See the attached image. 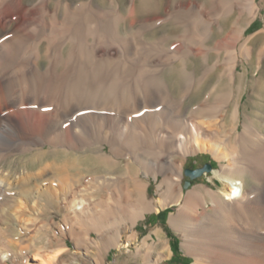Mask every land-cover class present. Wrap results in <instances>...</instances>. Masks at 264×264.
<instances>
[{
  "label": "bare ground",
  "instance_id": "1",
  "mask_svg": "<svg viewBox=\"0 0 264 264\" xmlns=\"http://www.w3.org/2000/svg\"><path fill=\"white\" fill-rule=\"evenodd\" d=\"M49 2L41 0L37 9L48 11ZM189 3L198 8L201 5L198 9L201 15L195 20L207 25L205 34L197 38L195 44L189 42L183 49L177 47L172 55L160 60L159 75L153 80L142 82L147 72L142 70L145 63L136 64L137 80L118 91L114 88L119 79L115 73L105 79L104 85L95 83L103 70L95 67V57L106 55L112 58L110 62H117L118 57L119 63L127 65V57L124 58L128 52L144 46L149 50L160 46L154 39L139 35L136 38L130 31L122 33L120 25L127 27V18L122 12L111 15L113 28L106 42L108 37L97 31L100 15L95 16L92 4L82 5L79 11L65 6L68 17L61 22L57 18L62 6L58 1L53 15L55 28L47 39L54 45L59 62L63 54L55 42L79 44L75 55L80 74L65 78L63 85H45L38 65L43 50L41 38L14 33L17 22L26 23V16L33 8L25 0H0V165L15 154L26 155L33 151L39 156L37 162L24 164L21 170L0 166V264L28 261L22 244L31 231L37 233L33 236L36 241L32 248L34 259H40V264L56 262L64 249L60 241L65 237L88 249L94 243L98 251L111 247L122 250L123 246L129 249L130 241L138 240L130 257L140 260V264H162L172 252L163 227L157 226L140 241L136 226L148 213H159L173 204L178 207L171 213L169 222L181 235L186 253L193 257L189 264H264V28L246 35L248 27L263 12L264 0H219L215 22L205 17V1L168 0L166 13L172 12V7L181 11ZM134 6L135 17L131 24L150 20L154 13L164 9L155 0H140ZM78 19L86 24L83 41L73 36V23ZM172 23L183 26L180 21ZM215 34L217 40L210 43ZM161 35V41L177 36L170 32ZM91 36L95 40H90ZM261 38L262 44L257 46ZM24 39L30 42L24 44ZM16 45L23 50L21 56L14 52ZM29 54L34 58L29 63L35 64V68L24 75L20 72L24 70V56ZM213 55H217V59L211 62ZM193 57L200 58L203 65L199 76ZM215 72L219 80L207 97L193 112L184 114L186 97L200 90ZM168 73L175 76L171 78ZM177 87L181 94L175 111L165 112L163 117L143 118V121L134 117L147 96L172 100ZM245 94L248 98L244 100ZM87 107L106 110L104 119L110 131L97 135H90V130L88 135L80 133L83 130L77 127L80 125L76 126L74 114ZM86 119L91 118L86 115ZM67 121L70 123L65 126ZM200 151L211 152L220 162L213 173L222 181V187L214 188L201 182L184 189L185 162L189 155ZM80 152L91 153L90 165L83 164L82 158L75 154ZM47 153L52 154V159L42 158ZM118 170L120 173L115 180L112 176ZM151 177L157 180L153 196L149 194ZM51 211L64 212L66 227L61 225L60 229L58 225L62 237L48 234L47 226H42L45 231L38 226V219ZM113 214H123L125 223L121 224L120 219L115 221L117 224L114 223L110 231L108 222ZM91 229L103 238L92 242ZM125 229L129 234L123 244ZM54 241L59 244L47 256L46 247L54 245ZM95 260L98 263L100 256Z\"/></svg>",
  "mask_w": 264,
  "mask_h": 264
},
{
  "label": "rangeland",
  "instance_id": "2",
  "mask_svg": "<svg viewBox=\"0 0 264 264\" xmlns=\"http://www.w3.org/2000/svg\"><path fill=\"white\" fill-rule=\"evenodd\" d=\"M58 1H60L61 5H62L61 9H59V13L57 15L58 20L60 19L59 21H61V22L65 21L66 18L68 17V14L66 12H64L65 11L64 10L65 6L69 5L70 8L72 7L73 8V9H71L72 11H77V9L79 11L82 8V5L88 4V3L92 4L93 5V10H94L93 13L95 14V16L100 15V16H98V17H100L99 20L97 19V21H98L97 22V31H99L98 32L99 34L103 33L104 36L106 35V37H108V39L106 38V40H105L106 42L109 41V38L111 37V31H112L111 28H113V26L111 24V21H110V17H111L112 14L120 13V12H122V14L127 18V21H126L127 27L123 23H122V25H120V30H121L122 33L130 31V32L133 33V36L135 34L134 37H136V38L139 35L141 37L144 36V38L149 39V40H153L154 39L153 41H156V42L158 41L157 43L160 44V46H158L156 49H151L150 48L151 50H149V49L146 48L147 46H144V48H141L138 51H135L133 53H129L128 52L127 54H125L126 56H125L124 59L126 60V57H127V60H126L128 62L127 65H125V64L123 65V64L119 63L121 61V59H119L118 57L116 58L117 62H110L109 60L112 61V58H110L109 56H106V55H97L95 57V60H96V64H94L95 67L96 68H103V70H102V72L100 74V78L101 79L98 78L97 80H95V83H97L98 85H104L106 83L105 79L109 78L111 73H115V75H118L119 79H117L118 81H117V84L114 85V88H115V90L118 89V91L122 87H126V86L130 85L131 83H133V81L137 80L136 76L138 74V69L139 68L137 67L138 65H136V64H139L140 62H144L145 63V65L142 66V70L146 69L147 72H146V74H143V76H145V77L141 79L142 82L143 81L145 82L148 79L149 80H153L155 77H157L159 75L158 74V68H159L158 66H159V63H160L159 61L160 60H162L165 57H168V56L172 55L174 53V51H176L177 49H183V48H185V46L187 47V45H189V42H190V44H195L197 38L202 37L205 34L206 30H207L206 29V27H207L206 24H204L203 22H200L199 20H195L196 18L200 17L199 15H201V14H199V10H198L201 7V5H199V8H198L197 6H195V5L191 4V3L187 4V6L181 11H177L176 8H174V7H172L171 9L169 8L172 12L168 11L169 13L167 14L166 13V11H167L166 9H167V6H168V0H155L156 2H160V4H161L160 8H164V9H160L159 11H157L158 13L160 12L159 14L157 12H156V14L154 13V15H153L154 18H152L150 20H146L144 22L137 21V22H135V24H131V21L135 17V15L133 16V14H135L134 13V10H135V6L134 5L136 3L138 4L140 2V0H112V1L111 0H89L90 2L88 0H50L49 9H48L49 12L47 10L44 11V12H40L37 9V7H38L39 3L41 2V0H25V3L26 4L29 3L28 5L31 6L33 9L30 11L31 13L29 12L27 14V16H26V20L27 21H26V23L25 22L23 23L25 25H23L19 21L17 22L16 27H18V28H16L14 30V33L15 32H18L20 34L21 33H25L27 35L31 34V35H29L30 37H34V36L36 37L37 36L38 38L39 37L41 38V41H42L41 42V47L43 46V48H41V49H43V50H42V53H41V57L39 59L41 61H38V65L40 67L41 74L44 76V83L43 84H45V85H51L52 83H58V84L63 85L66 82L65 78H69L70 76H72V74H73V76H78L80 74V65L77 63V60H76L77 56L75 55L77 47H78L79 44L76 43V42H73V41H67L66 43H63V44L61 42H55V45L59 44L58 48H61L60 53L63 54L62 55L63 58L61 59V62H59L60 58H59V56L55 55V51L56 50L54 49L55 48L54 45L52 46V44L47 39V36H48L49 32L51 33V31H53L54 28H55V26H54V16L53 15H55V11L57 9ZM186 1H190V0H186ZM197 1H200V2L205 1L206 6H207V8L205 7V14H206L205 17H206V19H208V21L215 22L217 20V18H218L217 11L219 9V0H197ZM79 3L81 5H79ZM97 7L99 9H102V10L99 11V9ZM74 8H76V9H74ZM95 8H97V9L95 10ZM133 8H134V10H133ZM35 10H38V11H36V13L38 15L35 13ZM103 10H108V11H103ZM163 12H164L165 15L163 14ZM166 15H169V16H166ZM164 16H166L168 18L166 19V17H164ZM176 17H177V19H176ZM63 18H64V20H63ZM101 18H103V19H101ZM128 18H130V20H129L130 22L128 21ZM163 18H165V21H164ZM186 19H187V21L188 20H190V21L186 22L185 21ZM152 20H153V22H152ZM173 20L174 21H180L183 26L177 27L176 25H174V23H172ZM163 21H164V23H162ZM191 21H193V23H191ZM150 22H152V23H150ZM140 23L142 25L144 24L145 26L143 27ZM160 23H162V24L160 25ZM101 24H103V25H101ZM78 25H80V26H78ZM163 25H165V26H163ZM35 26H36V28H35ZM57 26H59V25H57ZM23 27H25V28H23ZM108 27H110V28H108ZM44 28H45L46 32H44ZM85 28H86L85 22H83L80 19L76 20L73 23V30H74L73 36L75 38H78V39L83 38L85 36ZM193 28H194V30H193ZM263 28H264V10H263V12H261L259 14L257 19L248 27V29L246 30V35L247 36L252 35V34L262 30ZM35 30L37 32H35ZM169 32H170V34H174V35H177V36H173L172 38L167 39L165 41L159 40V38L162 36L161 34H165V33H169ZM18 33H15V34H18ZM32 35H34V36H32ZM43 35H45V36H43ZM81 35H82V37H81ZM216 36H217V34H215V37L211 38L209 40V42L210 43H214L217 40ZM99 38L100 37L97 36L96 40L98 41ZM90 40L93 41V40H95V38H93L91 36ZM27 41L30 42V39H24V41H23L24 44H27L26 43ZM160 41L162 43H160ZM262 41H263V39L261 38L260 40H258L256 42V45L258 44L257 46H260L262 44ZM23 42H22V40L21 41L19 40V43H23ZM181 43L185 44V45H182ZM162 44H164V45H162ZM63 45H64V47H63ZM181 45L184 46V47H182ZM17 46L18 45H16V47L15 46L14 47L17 48L18 50H15V48H14V52H16L15 54L18 53L21 56L22 53H23V50H22L21 47H19V46L17 47ZM71 46H73V47H71ZM177 47H179V48H177ZM164 48H165V50H164ZM145 49H147V50H145ZM44 52H46V53H44ZM71 53H72V55H71ZM42 54H43L44 57L42 56ZM24 57H25V59H24ZM24 57H22V60H21V61H23V59L26 60V61H23L24 65H22V66H24V70H22L20 73L24 74V75H27L30 72H32V70L35 68L34 67L35 64L29 63V62H33L34 61V58L31 56V54L25 55ZM152 57H153V59H152ZM45 58H47V60ZM216 59H217V55H213L212 59H211V62L215 61ZM130 60H131V62H130ZM146 61L148 62V64H146ZM196 62L198 64H196ZM25 63H26V65H25ZM192 63H193L194 68L196 69V74L199 76L203 72V65L201 63L200 58L193 57ZM107 64H110V66H108ZM132 65H135V66L132 67ZM201 65H202V67H201ZM240 68H242V67L240 66ZM17 69H18V67H17ZM25 69H27V71ZM149 70H150V72H149ZM106 75H107V77H106ZM147 75L149 77H147ZM168 76L173 78L175 75L173 73L172 74L168 73ZM62 78H64V80ZM218 80H219L218 72H215V73H213L210 76V78H208L206 80V82L203 84V86L200 87V90L198 88V90L196 91L197 93L195 91H193L188 97H186V99L184 100V105H183L184 106L183 113L188 115L191 112H193V110L201 104V101L202 102L204 101L203 99H205V97H207L206 95H208V93L214 87V85L218 82ZM102 92H103V89L101 91H99V93H102ZM180 94H181V89L177 87V88L174 89V97L172 98V100L171 99H164L161 96H159V98L161 100L160 101L158 97L157 98L156 97L155 98L154 97L150 98V97L147 96V101L144 104H142L141 107L138 108V110H137L138 112H135V116L134 117L137 118L138 120L140 119V121L149 120V119H152L153 117H157V116L163 117V116H165L164 115L165 112H166L165 114H168V113H171V112L176 110V108L178 107V99H179L178 96H180ZM245 95L246 96H244L245 97L244 100L248 98L247 97L248 95L247 94H245ZM150 99H152L153 102ZM176 104H177V106H176ZM147 105H149V106H147ZM165 108H166V110H165ZM84 109L82 111L78 110L74 114L75 115L74 116V120L78 121L77 123L75 121L76 126L80 125L81 127L80 126H77V127L78 128H82V129H79V130H83V131H80V133L84 132L86 134L90 130L88 132L90 135H97L98 133L102 134V133H106L107 131H110L109 130L110 126H109V124H107L106 119H104V113H105L106 110H102V109L97 108V107H87V108H84ZM153 112H156V113H153ZM149 113H151V114L147 115ZM102 114H103V116H101ZM153 114H155V115H153ZM78 115H80V116H78ZM81 115H82V117L85 115L84 116L85 119H84V117L81 118ZM86 115H88V118L90 117L91 119H86ZM78 117H80V118H78ZM78 119H80V120L82 119V120L80 121ZM88 120L90 121V125L91 126L89 125V121ZM69 123L70 122L67 121V122H65L64 125L68 126ZM78 123H80V124H78ZM82 123L85 124V125H83ZM98 123H100L101 125H99ZM101 127H104V129L101 128ZM84 133H82V134H84ZM88 133H87V135H88ZM28 153H26V155L25 154L11 155L6 160H4L1 163L0 166L2 168H6V169L21 170L23 168L24 164L30 165V164H33V162L35 163V162H37L39 160V156L35 152L33 153V151H31L29 154ZM75 154H77V156L82 158V163L83 164H85V163H87L85 165H90L91 164L90 161L92 160V157H91V153L90 152H88V153H81L80 152V153H75ZM31 155H32V157H31ZM85 156H86V158H85ZM43 157H44V160L45 159L49 160L50 158L52 159L53 156H52V154L47 153L45 155H42V158ZM61 158H64V157L61 156ZM211 160L215 161L214 168H219L220 167V162L209 151H202V152L200 151L197 154L189 155L187 160H186V162H185L184 170L186 168H194L195 166H197V167L203 166L206 162L211 161ZM123 161H125V159H123ZM119 171L120 170H118L112 176V177L115 178V180L118 178V175L120 173ZM189 178L190 177L187 176L184 173V176L182 178V184L184 185L186 183V180L189 179ZM151 181H152V184H151V186L149 188V194H150V196H153V195H156L157 180L154 177H151ZM109 182H111V181H109ZM201 182L206 183V184H208V185H210V186H212L214 188H219V187H222V185H223L222 181L219 178H217L216 176H214L213 171L207 172L206 174H204V175H202V176H200L198 178H195L193 180L192 184L190 185V187L192 185H194V184H198V183H201ZM184 189L186 190V188H184ZM96 198L97 197H94V199H96ZM177 207H178L177 204H173V206H171V207H169L167 209H162L161 212H159V213H157V212L148 213L145 218L140 219L139 224L136 226V230L139 232L138 239H140V241L146 235H148L154 228H156L157 226L163 227L164 232L167 234V237L170 240L171 247H172V252H171L170 257H168L162 264H189L193 260V257L191 255H188L186 253L185 249L182 246L181 235L179 234V232L177 230L174 229V227H172L170 225V222H169L171 213L172 212H176ZM20 213H21V211H20ZM117 216H120L121 218L117 217ZM122 216H123V214H122ZM122 216L113 214V217L112 216L110 217V220L111 219L112 220L111 221L109 220V222H108V225H109L108 229L110 230L111 227L114 226L115 221H117L119 219L121 220L120 223L124 224L125 223V216L123 217L124 220H123ZM38 224H39L38 226H41L40 228H42V230L45 229V228L43 229L42 226H44V227L47 226L46 232L47 233L49 232L48 234L51 233V236L54 235V233H55L56 235L62 237V234L59 233L58 225H60V229L62 227L61 225H64L66 227L65 221H64V212L63 211H58V212L57 211H51L48 214L40 217L38 219ZM115 224H117V223H115ZM57 229H58V232H57ZM123 231L124 232L122 234H123L124 240L122 241V243L124 244L126 242V236L129 234V231H127L126 229L123 230ZM90 232H91V239H93L92 242L93 241L95 242L96 240L100 241V239L103 238V236H100L98 234V232L96 230H94V229H91ZM35 234H37V233L32 232V231L29 232V234H27V236H26L27 237V241H26V243H24L25 245L22 244L26 248V251H27L28 256H29L28 257V261H26L25 264H40L41 263L40 259H34L35 251L33 250L32 247H33L34 240H35L33 236ZM108 235H109V233H108ZM30 239H31V241H30ZM62 240H63V242H62ZM62 240L60 241V244L64 245V247H63L64 249H63V252L60 253L58 259L56 260L57 263L55 262L54 264H140V260H138V259H134L133 260V258L130 257L131 256L130 255L131 254L130 251H133L135 249V246L139 243L138 240L130 241L129 249L127 247L123 246L122 250H120L118 248H115V247H111V248H109L107 250L104 249L103 251H98L97 247L95 246L94 243L91 244L90 248L88 249V248H85V247L77 246L76 243L74 242V240H72L70 237H65V239H62ZM54 243H55L54 245H52V246L49 245V246L46 247V250H47L46 251V255L47 256H49L51 250H53L54 248H57V246H58L57 244H59V243H57L55 241H54ZM100 252H101V254H100ZM173 255H176V258L173 261H171V258L173 257ZM98 256H100L101 260L97 263L95 259ZM13 264H19V262L17 261V262H15Z\"/></svg>",
  "mask_w": 264,
  "mask_h": 264
},
{
  "label": "water",
  "instance_id": "3",
  "mask_svg": "<svg viewBox=\"0 0 264 264\" xmlns=\"http://www.w3.org/2000/svg\"><path fill=\"white\" fill-rule=\"evenodd\" d=\"M213 169H214V165L212 161H208L203 166H199L196 168H186L185 174L189 176L190 178L186 180L184 187L188 188L192 184L195 178H198L206 174L207 172H211L213 171Z\"/></svg>",
  "mask_w": 264,
  "mask_h": 264
},
{
  "label": "trees",
  "instance_id": "4",
  "mask_svg": "<svg viewBox=\"0 0 264 264\" xmlns=\"http://www.w3.org/2000/svg\"><path fill=\"white\" fill-rule=\"evenodd\" d=\"M213 164H215V161H212ZM176 258V255H173V257L171 258V261H173Z\"/></svg>",
  "mask_w": 264,
  "mask_h": 264
},
{
  "label": "flooded vegetation",
  "instance_id": "5",
  "mask_svg": "<svg viewBox=\"0 0 264 264\" xmlns=\"http://www.w3.org/2000/svg\"><path fill=\"white\" fill-rule=\"evenodd\" d=\"M204 164V163H203ZM215 165V164H214ZM197 166H195L194 168H196Z\"/></svg>",
  "mask_w": 264,
  "mask_h": 264
}]
</instances>
